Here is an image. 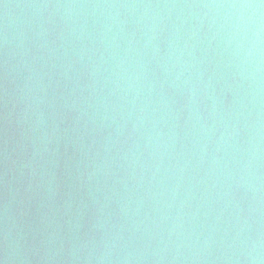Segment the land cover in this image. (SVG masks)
<instances>
[{"label":"water","instance_id":"1","mask_svg":"<svg viewBox=\"0 0 264 264\" xmlns=\"http://www.w3.org/2000/svg\"><path fill=\"white\" fill-rule=\"evenodd\" d=\"M260 4L0 0L13 264H264Z\"/></svg>","mask_w":264,"mask_h":264},{"label":"clouds","instance_id":"2","mask_svg":"<svg viewBox=\"0 0 264 264\" xmlns=\"http://www.w3.org/2000/svg\"><path fill=\"white\" fill-rule=\"evenodd\" d=\"M229 7H237L236 5H230ZM242 8H259L264 7V0H261L260 5H240ZM9 233L7 230L4 233V245L2 250H0V264H13L15 260L21 258L19 256V244L18 243H9ZM23 259H27L23 257Z\"/></svg>","mask_w":264,"mask_h":264}]
</instances>
